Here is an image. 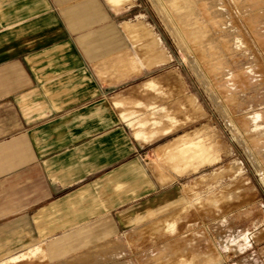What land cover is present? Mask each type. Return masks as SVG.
Instances as JSON below:
<instances>
[{"label":"rangeland","instance_id":"374dc122","mask_svg":"<svg viewBox=\"0 0 264 264\" xmlns=\"http://www.w3.org/2000/svg\"><path fill=\"white\" fill-rule=\"evenodd\" d=\"M125 7L168 54L146 49L140 25L134 40L122 31L128 56L104 62L129 74L111 94L145 145L143 194L112 213L114 231L71 229L62 255L39 241L0 264H264V0Z\"/></svg>","mask_w":264,"mask_h":264},{"label":"crops","instance_id":"0c3cea01","mask_svg":"<svg viewBox=\"0 0 264 264\" xmlns=\"http://www.w3.org/2000/svg\"><path fill=\"white\" fill-rule=\"evenodd\" d=\"M130 1L0 0V259L52 240L62 255L67 232L114 231L112 213L143 194L145 145L111 94L129 74L104 62L140 25L146 49L168 54L127 21Z\"/></svg>","mask_w":264,"mask_h":264},{"label":"bare ground","instance_id":"6f19581e","mask_svg":"<svg viewBox=\"0 0 264 264\" xmlns=\"http://www.w3.org/2000/svg\"><path fill=\"white\" fill-rule=\"evenodd\" d=\"M156 3H157V2H156ZM157 4H158V3H157ZM187 145H188V144H187ZM180 146H182V145H180ZM178 147H179V146H178ZM189 148L191 149V147H189ZM191 150H192V149H191ZM199 150H200V149H199ZM195 151H197V148H196V150H195ZM178 152H180V149H179V151H178ZM204 153H205V152H204ZM188 154H189V153H188ZM188 154H187V155H188ZM192 154H195V153H192ZM192 154H191V155H192ZM195 155H196V154H195ZM189 156H190V155H189ZM197 158H198V157H197Z\"/></svg>","mask_w":264,"mask_h":264}]
</instances>
